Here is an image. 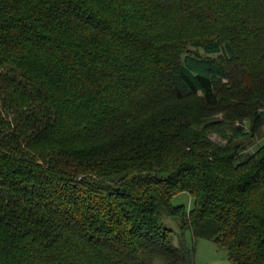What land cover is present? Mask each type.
Segmentation results:
<instances>
[{
    "label": "trees",
    "instance_id": "16d2710c",
    "mask_svg": "<svg viewBox=\"0 0 264 264\" xmlns=\"http://www.w3.org/2000/svg\"><path fill=\"white\" fill-rule=\"evenodd\" d=\"M263 130L264 0H0V264H264Z\"/></svg>",
    "mask_w": 264,
    "mask_h": 264
},
{
    "label": "rangeland",
    "instance_id": "374dc122",
    "mask_svg": "<svg viewBox=\"0 0 264 264\" xmlns=\"http://www.w3.org/2000/svg\"><path fill=\"white\" fill-rule=\"evenodd\" d=\"M222 117V114H219L215 118L222 119ZM236 122L237 124H239L240 120ZM244 125L246 128H248V123H245ZM211 138L214 142L220 141L222 143H225L227 140L226 138L222 139V137L216 132L211 134ZM238 140L242 142L243 146H245V149L243 151V156H245L250 151L255 150L260 143L264 142V130L261 133V136L256 139V141L251 142L246 138H239ZM172 204L175 206L183 204L186 207H189L192 204L191 196L187 192L179 193L175 197H173ZM162 222L164 226L173 230V232H181V222L179 219L167 213H163ZM180 241L188 245H195L196 251L195 256L192 260V264H234L233 261L229 258L228 249L226 247L218 246L215 242L204 238L194 240L192 234L190 233V230L186 231L184 237L175 234L173 240L174 244L178 246ZM154 264H157V262Z\"/></svg>",
    "mask_w": 264,
    "mask_h": 264
}]
</instances>
